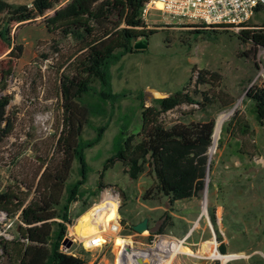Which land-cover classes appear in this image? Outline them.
<instances>
[{"label": "rangeland", "instance_id": "rangeland-1", "mask_svg": "<svg viewBox=\"0 0 264 264\" xmlns=\"http://www.w3.org/2000/svg\"><path fill=\"white\" fill-rule=\"evenodd\" d=\"M49 14L11 26L12 46H22V54L2 92L11 97L4 123L10 124L11 133L0 142V192H14L25 197V203L37 195L45 169L52 171L63 158L58 147L64 128L61 84L78 74L83 59L78 41L47 30ZM181 22L151 10L140 25L153 31L147 48L111 67L112 91L124 96L105 106V117L90 118V126L81 130L82 138L90 139L94 127L107 124L101 142L86 151L91 171L84 188L95 189L123 114L132 117L129 133L141 139L140 93L144 106H151L155 99L184 89L199 104H182L161 115L160 121L165 127L214 121L203 189L171 206L157 191L151 166L132 180L117 162L105 174L106 188L67 227L65 238L71 245L62 249L86 264H137L132 257L139 254L151 264H264V126L247 97L248 90L264 87V46L245 39L241 30L207 29L209 36L197 35ZM263 24L264 6L247 26L256 30ZM5 52L0 58L5 59ZM76 169L73 162L68 182L76 178ZM111 206L117 207L113 217L120 225L114 234L107 229L113 211L106 210ZM79 208L80 202L72 204V214ZM92 209L107 225L83 230L80 219L89 217ZM144 218L148 231H133L131 226ZM17 231V216L0 212V241L14 240ZM102 231L109 241L88 247L87 240ZM220 256L230 259L225 262ZM1 264L9 263L1 259Z\"/></svg>", "mask_w": 264, "mask_h": 264}, {"label": "trees", "instance_id": "trees-1", "mask_svg": "<svg viewBox=\"0 0 264 264\" xmlns=\"http://www.w3.org/2000/svg\"><path fill=\"white\" fill-rule=\"evenodd\" d=\"M66 1L33 0L31 7L0 1V14H4L0 23V57L8 52L5 59L0 58V142L11 133L10 124L4 125L11 97L2 92L15 61L22 54V46H12L11 26L53 12L45 18L47 30L70 35L79 42L78 53L83 57L78 74L65 77L61 84L64 128L58 139L63 155L59 166L52 171L45 169L37 185V195L28 203L25 197L14 192H0V212L9 217L17 216L18 221L16 238L0 241V264L1 259L9 264H86L82 258L62 249L67 227L73 225L74 219L84 214L92 200L106 188L105 174L117 162L126 168L132 180H136L147 165L151 166L157 191L171 206L197 196L203 189L206 152L211 146L214 121L171 127H165L160 121L161 115L182 104H199L189 93H184V89L155 99L151 106H144L140 93L141 139L129 133L132 117L123 114L112 138V152L102 162L95 189L84 188L91 171L86 151L101 142L107 124L94 127L95 135L90 139L82 138L81 130L84 125L90 126V118L105 117V106L114 105L124 96L112 91L111 67L125 55L142 53L133 45L139 38L147 40L153 31L140 28L142 10L148 0ZM64 2L65 6L55 10ZM260 9L258 7L255 13ZM185 26L194 28L197 35L206 36L211 32L207 29H228L224 26ZM240 33L255 45L264 46V24L256 30L242 29ZM247 97L253 103L256 119L264 126V87L248 90ZM73 162L77 164L76 178L68 182ZM75 202H80V208L72 214L71 206ZM210 217L214 224L213 211ZM126 248L123 243L122 249L126 251ZM220 252L225 254L223 247ZM116 264L124 262L118 260Z\"/></svg>", "mask_w": 264, "mask_h": 264}, {"label": "built area", "instance_id": "built-area-1", "mask_svg": "<svg viewBox=\"0 0 264 264\" xmlns=\"http://www.w3.org/2000/svg\"><path fill=\"white\" fill-rule=\"evenodd\" d=\"M264 6V0H148L142 10V20L151 10L157 11L163 19H177L189 25L206 27L224 26L228 29H248V21L258 7ZM100 211H98L99 213ZM117 219L110 221L107 229L110 233L119 230ZM109 241L107 233L100 232L87 240L90 248L100 247Z\"/></svg>", "mask_w": 264, "mask_h": 264}, {"label": "bare ground", "instance_id": "bare-ground-1", "mask_svg": "<svg viewBox=\"0 0 264 264\" xmlns=\"http://www.w3.org/2000/svg\"><path fill=\"white\" fill-rule=\"evenodd\" d=\"M116 206H111L109 209H107L106 211L110 212V211H113V213L110 215V218L111 220L114 219L113 217V214L115 213V210H116ZM98 209V208H97ZM96 209H92L91 212H89V214L87 215H90L89 217L88 216H84L83 218L80 219V227L83 228V230L87 229V228H90L91 226L93 227V225H99L101 227V225H107L106 223L107 222H101V220L97 218V216L100 214L97 215V211ZM104 220V219H103ZM96 223V224H95ZM99 227V228H100ZM159 250V249H158ZM162 252V251H161ZM144 253H148V252H144ZM178 253V252H177ZM149 254V253H148ZM150 255H154L153 253H150ZM161 256V255H160ZM219 256V255H218ZM136 257L139 258V261L136 263L137 264H151V260L149 257L147 256H143L141 254L137 255ZM221 258H223V260L226 262L228 261L230 258L229 257H226V256H220ZM155 259V258H154ZM159 261V260H158ZM224 262V263H225ZM222 263V262H221ZM166 264V263H165Z\"/></svg>", "mask_w": 264, "mask_h": 264}, {"label": "water", "instance_id": "water-1", "mask_svg": "<svg viewBox=\"0 0 264 264\" xmlns=\"http://www.w3.org/2000/svg\"><path fill=\"white\" fill-rule=\"evenodd\" d=\"M147 46H148V41L146 39H143V38L137 39L133 45L135 50H141V51L145 50L147 48ZM131 229L133 231H135L136 233H139V234H142L145 231H148V219L144 218L139 223L132 225ZM65 244L67 245V247H70L71 243H70L69 239H67V238L64 239L63 245H65ZM132 259L134 261H137V262L139 261V258L136 256H133Z\"/></svg>", "mask_w": 264, "mask_h": 264}, {"label": "crops", "instance_id": "crops-1", "mask_svg": "<svg viewBox=\"0 0 264 264\" xmlns=\"http://www.w3.org/2000/svg\"><path fill=\"white\" fill-rule=\"evenodd\" d=\"M1 2H5L8 5H13V6H23L26 5L28 7H31L33 0H0ZM69 0H67L66 2H68ZM66 2L62 3L61 5L57 6L55 8V10H58L60 8H62L63 6H65ZM53 14V12H50V14L48 15L51 16ZM3 13L0 14V23L3 20Z\"/></svg>", "mask_w": 264, "mask_h": 264}]
</instances>
